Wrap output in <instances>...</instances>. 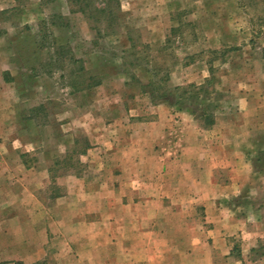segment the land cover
<instances>
[{"label": "crops", "instance_id": "0c3cea01", "mask_svg": "<svg viewBox=\"0 0 264 264\" xmlns=\"http://www.w3.org/2000/svg\"><path fill=\"white\" fill-rule=\"evenodd\" d=\"M13 78L11 58L0 47L2 89ZM123 80L122 87L129 85ZM238 92V107L215 111L210 129L200 128L195 114L170 111L143 93L142 105L147 100L157 116L129 124L138 95L131 103L116 90L100 97L93 124L80 120L92 127L97 117L105 119V131L84 133L89 147L78 164L88 174L70 172L71 154L52 145L70 144L73 133L1 129L0 264H229L222 254H229L224 250L236 230L251 236L242 250H253L257 235L245 229L231 199L250 184L249 156L260 148L259 135L236 133L231 122H258L264 105ZM17 101L0 98V120L12 117L5 106ZM218 121L225 127L212 133ZM180 127L185 133H177Z\"/></svg>", "mask_w": 264, "mask_h": 264}, {"label": "rangeland", "instance_id": "374dc122", "mask_svg": "<svg viewBox=\"0 0 264 264\" xmlns=\"http://www.w3.org/2000/svg\"><path fill=\"white\" fill-rule=\"evenodd\" d=\"M81 5L87 8L85 13L70 12ZM0 47L11 58L14 72L5 89L0 85V98L18 99L5 106L12 117L0 120V130L73 133L70 144L56 140L52 144L71 154L75 168L70 172L93 173L78 164L82 161L80 150L87 139L84 133L105 131V119L97 117L100 119L92 127L80 120L93 124L94 108H102L96 100L115 90L119 93L121 89L119 95L127 96L128 103L132 96L140 99L133 106L134 116L126 120L129 124L157 116L153 106H145L147 100L142 105L140 94L151 101L143 85L149 81L164 85L165 77V85L191 91L188 85L209 82L208 91L214 92L209 97L217 104L209 108L212 114L238 107L239 90L264 105V0H0ZM70 56L80 59L88 75L107 86L73 91L67 85L69 72L80 63H72ZM125 77L129 85L122 87ZM170 107V111H181ZM193 108L200 112V107ZM34 115L37 117L30 121ZM258 116V122L247 118L231 122L232 127L238 126L236 133H257L260 148L249 156L254 161L250 184L231 199L236 213L246 221L245 229L256 233L257 246L245 252L241 243L250 240V234L231 233L230 249L224 250L229 254H222L229 257V264H261L264 255L263 106ZM197 123L204 129L214 124H204L198 118ZM220 123L212 133L224 129L225 123H221L224 127ZM125 129L119 132L129 128ZM177 133H185V129L180 127Z\"/></svg>", "mask_w": 264, "mask_h": 264}, {"label": "trees", "instance_id": "16d2710c", "mask_svg": "<svg viewBox=\"0 0 264 264\" xmlns=\"http://www.w3.org/2000/svg\"><path fill=\"white\" fill-rule=\"evenodd\" d=\"M87 8L85 5L78 6L77 9H71L70 12H81L85 13ZM264 57V54H263ZM69 60L73 63H80L77 69L71 70L69 72L70 80L67 85L73 88V91H82L87 90L92 87H95L101 83V80L93 75H88L86 68L81 64V60L77 59L73 56L69 57ZM38 74V72L36 73ZM164 85H159L155 81H149L147 84L143 85L144 88L147 89L151 101L154 102H165L170 106L176 107L178 110H188L191 113L195 114L197 117L203 119V123L207 125H211L214 122L213 114L209 111L210 107H216L214 101L215 99L209 97L210 94H214L213 90L208 91V83L202 85H188V88H192L191 90H186V88L178 86H167L165 85L168 78L165 77L162 79ZM210 86V85H209ZM182 91V92H181ZM213 92V93H209ZM204 100H208L207 103ZM42 105L40 104L38 108H35L36 113L40 112V108ZM200 107V112H198V108ZM37 116H32L30 118H35ZM42 125V124H41ZM75 142H78L75 140ZM85 146L80 150V153L85 152V150L89 147L88 140L84 139ZM69 162H71V158H69Z\"/></svg>", "mask_w": 264, "mask_h": 264}]
</instances>
